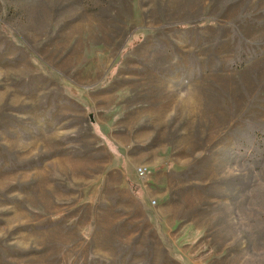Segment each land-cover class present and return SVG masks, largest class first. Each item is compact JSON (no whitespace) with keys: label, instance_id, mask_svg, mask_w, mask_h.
I'll return each mask as SVG.
<instances>
[{"label":"rangeland","instance_id":"1","mask_svg":"<svg viewBox=\"0 0 264 264\" xmlns=\"http://www.w3.org/2000/svg\"><path fill=\"white\" fill-rule=\"evenodd\" d=\"M0 264H264V0H0Z\"/></svg>","mask_w":264,"mask_h":264},{"label":"built area","instance_id":"2","mask_svg":"<svg viewBox=\"0 0 264 264\" xmlns=\"http://www.w3.org/2000/svg\"><path fill=\"white\" fill-rule=\"evenodd\" d=\"M138 173L140 174V176H143L145 172L143 171V168H139Z\"/></svg>","mask_w":264,"mask_h":264},{"label":"trees","instance_id":"3","mask_svg":"<svg viewBox=\"0 0 264 264\" xmlns=\"http://www.w3.org/2000/svg\"><path fill=\"white\" fill-rule=\"evenodd\" d=\"M130 185H131V182H130Z\"/></svg>","mask_w":264,"mask_h":264}]
</instances>
